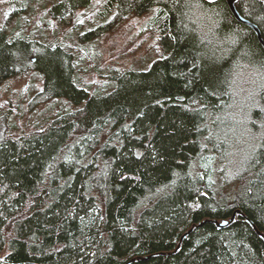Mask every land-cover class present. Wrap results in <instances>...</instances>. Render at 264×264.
Here are the masks:
<instances>
[{"label": "trees", "instance_id": "1", "mask_svg": "<svg viewBox=\"0 0 264 264\" xmlns=\"http://www.w3.org/2000/svg\"><path fill=\"white\" fill-rule=\"evenodd\" d=\"M15 1L16 26L0 28V82L37 72L24 108L50 112L23 127L14 115L16 131L11 108L3 114L0 264H264V47L253 29L225 0H58L45 35ZM234 3L264 40V0ZM154 6L161 57L82 74L77 44ZM76 8L92 18L64 41L57 25ZM241 69L257 77L240 128L257 146L230 172ZM236 209L227 226L212 221Z\"/></svg>", "mask_w": 264, "mask_h": 264}, {"label": "rangeland", "instance_id": "2", "mask_svg": "<svg viewBox=\"0 0 264 264\" xmlns=\"http://www.w3.org/2000/svg\"><path fill=\"white\" fill-rule=\"evenodd\" d=\"M20 1L26 6L22 15V23L34 22L38 28H43L45 35H52L56 29V22L51 18L49 8L52 6V1L55 4L58 0ZM102 1L104 0H92L91 7L94 5L99 6ZM15 5V0H0V28L6 31H10L18 22L19 18L13 11ZM81 12V8H76L61 16L57 28H63L59 36L64 41L73 40L78 36L82 28L92 18V13L82 15ZM157 15V6L141 13L131 12L114 22L96 40L77 44L74 49L80 53L82 58L80 65L86 69L85 72L82 71V74L90 73L91 78L94 79V74L97 71L105 72L112 65L123 69H145L153 59L161 57L163 51L159 41L160 33L155 24ZM74 21L75 23L72 24ZM68 27H71L69 31H67ZM20 32V30L17 31V33ZM217 45L218 47L221 46V44ZM235 77L239 83L235 100L229 106L228 119L232 118L235 123V129L231 130V134L239 138L233 148L231 147L232 165L230 167L234 168H231L230 172L240 166L242 167L244 161L257 146V136L252 137L247 129L242 132L240 130L242 120L244 119L245 122L248 120V112L245 109L249 108L257 98V77L255 73L242 69L236 72ZM30 79H34L37 84L40 75L33 70H27L13 75L7 81L0 82V134L6 123L3 114L7 108H11V117L8 120L6 129H12L13 131H16L17 128L9 124L12 122L14 115H18L16 117L18 124L23 127L37 122L50 112V105L39 108L32 107L30 110L24 108L25 103L30 99V93L27 90ZM92 87L93 85L91 89ZM213 162V157L208 155L202 159L201 164L206 165Z\"/></svg>", "mask_w": 264, "mask_h": 264}, {"label": "water", "instance_id": "3", "mask_svg": "<svg viewBox=\"0 0 264 264\" xmlns=\"http://www.w3.org/2000/svg\"><path fill=\"white\" fill-rule=\"evenodd\" d=\"M205 1H207V2H213V1H215V0H205ZM234 1H235V0H225L226 4L228 5V7H229V9H230V11H231V13L233 14V16H234L238 21H240V22H242V23L248 25L249 27H251V28L253 29V31H254L255 34H256L257 39L259 40V42H260V43L262 44V46L264 47V40H263V38H262V36H261V33H260V30H259L258 26H257L255 23H253L252 21H250V20L246 19L245 17H243V16L238 12V10H237V8H236V6H235ZM237 213H239V210L236 209V210L232 213V215L230 216V218H228V219H222V220H216V219H214V220H212V221L216 224V226H217L218 228L225 227V226H227V224H228L229 222H231L232 220H234L235 215H236ZM247 220H248V219H247ZM248 222H249L251 225H253L252 222H251L250 220H248ZM188 231H189V230H188ZM188 231H187V232H188ZM187 232H186L185 234H187ZM185 234H183V235L180 237V240H181V238L184 237ZM261 235L263 236V234H261ZM180 240H179V242H180Z\"/></svg>", "mask_w": 264, "mask_h": 264}]
</instances>
